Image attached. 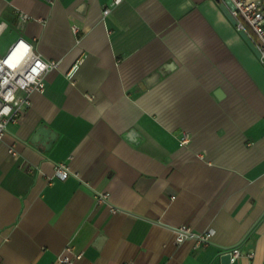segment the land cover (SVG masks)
Masks as SVG:
<instances>
[{"label": "crops", "instance_id": "0c3cea01", "mask_svg": "<svg viewBox=\"0 0 264 264\" xmlns=\"http://www.w3.org/2000/svg\"><path fill=\"white\" fill-rule=\"evenodd\" d=\"M109 3L0 0V56L59 62L0 141V264H264V66L213 0Z\"/></svg>", "mask_w": 264, "mask_h": 264}, {"label": "built area", "instance_id": "2783aa9c", "mask_svg": "<svg viewBox=\"0 0 264 264\" xmlns=\"http://www.w3.org/2000/svg\"><path fill=\"white\" fill-rule=\"evenodd\" d=\"M217 2L227 12L235 30L248 42L255 53L258 62L264 66V0H213ZM122 0H110L103 11L105 18L110 12L111 7L120 4ZM19 19L24 22L28 19L26 14H19ZM0 24V32L3 27ZM74 35L78 32L76 25L71 26ZM79 38H76V42ZM32 43L17 38L0 56V141L7 133L10 124H16L20 121L22 114L31 105L32 93H42L45 89L44 76L52 69H56L59 62L46 61L38 53L34 52ZM185 135L180 138V145L186 143ZM14 155L13 149L9 150ZM66 164L58 163L54 167V178L65 180L70 174ZM96 204L107 203L109 194L107 192H96L93 194ZM111 212H116L111 209ZM174 232V241L180 244L186 240L193 241V249L206 247L213 235V230L208 229L203 232H195L189 225H180L171 228ZM69 250V249H68ZM223 254H229L230 262H235L241 257L237 248L222 251ZM253 252H247L244 258L251 260ZM80 257L77 255L58 256L51 264H74V261Z\"/></svg>", "mask_w": 264, "mask_h": 264}, {"label": "water", "instance_id": "95a60500", "mask_svg": "<svg viewBox=\"0 0 264 264\" xmlns=\"http://www.w3.org/2000/svg\"><path fill=\"white\" fill-rule=\"evenodd\" d=\"M229 258H230L229 254L226 253V254L224 255V261H225V262H228V261H229Z\"/></svg>", "mask_w": 264, "mask_h": 264}]
</instances>
